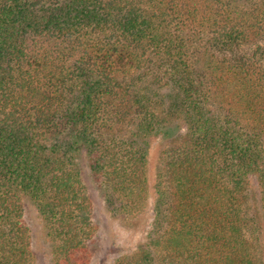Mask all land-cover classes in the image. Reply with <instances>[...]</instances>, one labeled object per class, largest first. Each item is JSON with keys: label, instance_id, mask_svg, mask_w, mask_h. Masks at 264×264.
Returning a JSON list of instances; mask_svg holds the SVG:
<instances>
[{"label": "trees", "instance_id": "16d2710c", "mask_svg": "<svg viewBox=\"0 0 264 264\" xmlns=\"http://www.w3.org/2000/svg\"><path fill=\"white\" fill-rule=\"evenodd\" d=\"M32 213L49 264H264V0H0V264Z\"/></svg>", "mask_w": 264, "mask_h": 264}, {"label": "rangeland", "instance_id": "374dc122", "mask_svg": "<svg viewBox=\"0 0 264 264\" xmlns=\"http://www.w3.org/2000/svg\"><path fill=\"white\" fill-rule=\"evenodd\" d=\"M94 192V191H93ZM95 196V219L98 224V233L100 234V248L97 251V255H95V261L99 262L107 257H113L117 254V252L127 245L130 240H133L134 235H130L129 231L123 228L115 219H113L107 211H105L102 207V203L96 193ZM32 223L35 229V237H34V246L37 251V264H49V245L45 240L43 234L40 231V223L38 219L34 217L32 213ZM112 245L121 246L115 249H111ZM108 250L111 252L109 253ZM113 250V251H112ZM98 264V263H97Z\"/></svg>", "mask_w": 264, "mask_h": 264}]
</instances>
